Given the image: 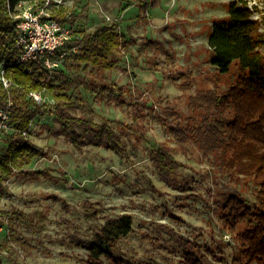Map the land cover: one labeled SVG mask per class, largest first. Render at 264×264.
Returning a JSON list of instances; mask_svg holds the SVG:
<instances>
[{
  "label": "rangeland",
  "instance_id": "obj_1",
  "mask_svg": "<svg viewBox=\"0 0 264 264\" xmlns=\"http://www.w3.org/2000/svg\"><path fill=\"white\" fill-rule=\"evenodd\" d=\"M231 1L159 0L146 12L133 0H64L52 8L53 15L80 14L75 30L117 23L135 40L118 52L119 67L105 73L108 81L125 88L130 106L108 104L82 89L77 94L91 103L99 121H139L145 138L129 143L128 158L102 146L78 149L56 135L59 126L51 115L37 117L28 139L45 155L24 171L47 175L16 171L9 179L13 196L0 201L1 264H87L89 229L123 214L133 217L134 229L120 240V248L142 261L180 264L185 245L195 241L223 254L229 264L240 256L238 242L223 230L217 201L231 188L257 202L256 186L231 179L218 152L207 149L195 133L202 113L195 97L207 90L223 92L237 76L236 65L220 74L208 51L212 27L227 18ZM246 1L256 10L255 18L264 14V0ZM28 7H18V16ZM150 40L160 42L171 58L147 51ZM90 76L103 79V73ZM33 94L42 103L52 102L49 92ZM170 127L184 130L188 139L180 142ZM161 146L172 148L181 164L173 182L162 179L151 162L152 148ZM91 209L98 213L90 220ZM3 211L23 212L37 224L14 226L25 244L11 240Z\"/></svg>",
  "mask_w": 264,
  "mask_h": 264
},
{
  "label": "trees",
  "instance_id": "obj_2",
  "mask_svg": "<svg viewBox=\"0 0 264 264\" xmlns=\"http://www.w3.org/2000/svg\"><path fill=\"white\" fill-rule=\"evenodd\" d=\"M44 1L0 0V64L12 82L6 89L0 80V110H7L10 123L14 125L10 132L0 130V201L13 196L8 181L16 171L47 175L42 170L24 171L35 158L45 155L42 148L28 139L39 116L51 115L59 126L56 135L67 137L78 149L102 146L128 158L129 143L145 138L139 121H99L91 103L77 94L82 89L108 104L121 108L131 105L125 88L105 76L106 72L119 67L118 52L128 50L135 43L119 24L75 30L80 14L68 18L60 12L54 18L70 28L71 38L51 56L58 66L49 68L44 58L20 62L17 24L22 18L18 16V7L27 3L38 9ZM133 1L140 11L146 12L159 0ZM227 8V18L215 23L209 35V59L220 74L229 73L236 65L237 76L225 91L207 90L195 97L202 108L200 126L195 133L207 149L218 152L224 172L231 179L256 186L257 202L248 200L237 190L224 191L217 201V213L223 230L239 244L240 256L231 264H264V14L255 18L256 10L246 0L231 1ZM145 49L171 58L169 50L158 41H148ZM101 73L103 79L90 76ZM44 92L51 93V103H39L33 96V93ZM169 130L180 142L188 139L180 128L170 127ZM173 152L172 148L161 146L152 148L151 155L159 176L171 182L172 175L181 167ZM97 213L96 209H91L86 217L91 220ZM1 216L7 220L11 240L22 244L25 240L15 227L37 225L23 212L3 211ZM133 229L134 219L129 214L109 218L90 228L93 239L86 244L89 252L86 263L157 264L137 259L120 248V240ZM179 263L229 264L223 254L196 241L185 245Z\"/></svg>",
  "mask_w": 264,
  "mask_h": 264
},
{
  "label": "built area",
  "instance_id": "obj_3",
  "mask_svg": "<svg viewBox=\"0 0 264 264\" xmlns=\"http://www.w3.org/2000/svg\"><path fill=\"white\" fill-rule=\"evenodd\" d=\"M64 0H45L38 9L29 4L22 16V20L17 24L18 39L17 48L21 52L20 62L35 61L44 58L49 68H55L58 63L51 60L58 48L71 38V30L61 21L54 18L52 8H60ZM0 80L6 89L12 85L7 77L3 65L0 64ZM36 101L42 103V98L38 94H33ZM12 105L10 102L9 107ZM9 107L7 109H9ZM14 125L10 123V115L7 110H0V130L10 132ZM24 135H26L24 133Z\"/></svg>",
  "mask_w": 264,
  "mask_h": 264
}]
</instances>
